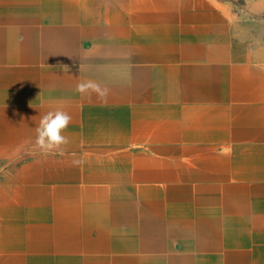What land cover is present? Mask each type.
<instances>
[{
  "label": "crops",
  "instance_id": "crops-1",
  "mask_svg": "<svg viewBox=\"0 0 264 264\" xmlns=\"http://www.w3.org/2000/svg\"><path fill=\"white\" fill-rule=\"evenodd\" d=\"M0 264H264V31L227 0H0Z\"/></svg>",
  "mask_w": 264,
  "mask_h": 264
},
{
  "label": "clouds",
  "instance_id": "clouds-1",
  "mask_svg": "<svg viewBox=\"0 0 264 264\" xmlns=\"http://www.w3.org/2000/svg\"><path fill=\"white\" fill-rule=\"evenodd\" d=\"M81 68L80 65V70ZM64 69L67 67L65 66ZM76 91L81 95L96 93L101 98L106 96V91L102 90L101 85L92 80L78 83ZM70 123L71 116L63 110L48 111L40 118L36 127L35 146L41 154L47 155L52 152L62 154V147L68 144V138L64 132Z\"/></svg>",
  "mask_w": 264,
  "mask_h": 264
},
{
  "label": "rangeland",
  "instance_id": "rangeland-1",
  "mask_svg": "<svg viewBox=\"0 0 264 264\" xmlns=\"http://www.w3.org/2000/svg\"><path fill=\"white\" fill-rule=\"evenodd\" d=\"M243 21L258 25L264 31V0H227Z\"/></svg>",
  "mask_w": 264,
  "mask_h": 264
}]
</instances>
